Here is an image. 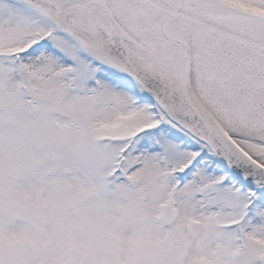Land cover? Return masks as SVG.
<instances>
[{"label":"snow or ice","instance_id":"snow-or-ice-1","mask_svg":"<svg viewBox=\"0 0 264 264\" xmlns=\"http://www.w3.org/2000/svg\"><path fill=\"white\" fill-rule=\"evenodd\" d=\"M0 264H264V0H0Z\"/></svg>","mask_w":264,"mask_h":264}]
</instances>
